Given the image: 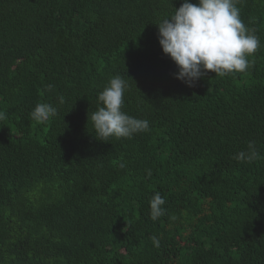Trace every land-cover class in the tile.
I'll list each match as a JSON object with an SVG mask.
<instances>
[{"label":"trees","instance_id":"16d2710c","mask_svg":"<svg viewBox=\"0 0 264 264\" xmlns=\"http://www.w3.org/2000/svg\"><path fill=\"white\" fill-rule=\"evenodd\" d=\"M181 2L0 0V264H264V0L237 5L253 67L194 87L158 41ZM117 75L150 131L102 142L91 114ZM38 102L58 114L36 123ZM250 141L259 157L234 159Z\"/></svg>","mask_w":264,"mask_h":264},{"label":"clouds","instance_id":"9594fccd","mask_svg":"<svg viewBox=\"0 0 264 264\" xmlns=\"http://www.w3.org/2000/svg\"><path fill=\"white\" fill-rule=\"evenodd\" d=\"M240 0H182L174 14L158 24V41L164 55L176 65L175 79L188 87L205 77L208 72L224 78L237 73H245L253 67L249 57L260 48V40L255 29L246 27L237 6ZM48 91L54 85L46 86ZM128 89L125 79L117 75L98 95V107L91 114V121L98 140L107 142L110 138L131 139L134 135L150 131L149 121L138 119L122 111L124 95ZM63 104L64 97H57ZM58 114V108L49 103L38 102L31 111V119L45 124ZM7 113L0 111V121ZM259 157L254 142H249L246 150L234 156L238 161L251 163ZM121 168L126 164L121 162ZM151 176V170H147ZM166 201L159 193L150 200V218L156 221L166 214ZM154 247H160V239L150 237Z\"/></svg>","mask_w":264,"mask_h":264}]
</instances>
